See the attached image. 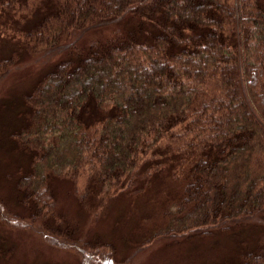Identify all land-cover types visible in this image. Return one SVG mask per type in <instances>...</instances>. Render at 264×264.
I'll use <instances>...</instances> for the list:
<instances>
[{
	"label": "trees",
	"instance_id": "trees-1",
	"mask_svg": "<svg viewBox=\"0 0 264 264\" xmlns=\"http://www.w3.org/2000/svg\"><path fill=\"white\" fill-rule=\"evenodd\" d=\"M0 26V80L42 68L0 129L31 222L74 236L64 180L87 216L145 197L134 255L230 235L199 264H264V0H0Z\"/></svg>",
	"mask_w": 264,
	"mask_h": 264
},
{
	"label": "rangeland",
	"instance_id": "rangeland-1",
	"mask_svg": "<svg viewBox=\"0 0 264 264\" xmlns=\"http://www.w3.org/2000/svg\"><path fill=\"white\" fill-rule=\"evenodd\" d=\"M3 30L0 26V34ZM1 52L4 53L2 47ZM41 70L32 64L22 65L20 70L0 80V102L5 104L0 108L1 130L6 131L13 124L6 115L14 110L10 99L27 92ZM1 137L6 135L2 133ZM1 140L5 147H0V264H199L217 261L235 248L230 235L222 236L218 244L208 238L192 243L177 238L134 255L126 245L125 235L132 229L138 213H144L145 197H138L135 207L127 206V200H113L102 214L87 216L78 207L71 183L64 180L54 182L56 211L76 230L72 237H54L49 230L53 224L31 222L28 212L16 203L14 183L7 175L14 176L18 168L26 167V159L13 156L8 150L9 142ZM83 185V180H79V187ZM93 236L112 243L114 248L97 246Z\"/></svg>",
	"mask_w": 264,
	"mask_h": 264
}]
</instances>
